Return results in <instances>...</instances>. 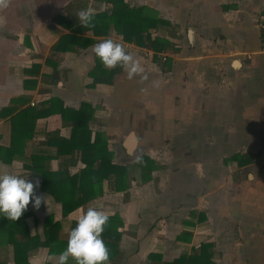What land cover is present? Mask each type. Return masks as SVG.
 Returning <instances> with one entry per match:
<instances>
[{
  "label": "crops",
  "instance_id": "obj_1",
  "mask_svg": "<svg viewBox=\"0 0 264 264\" xmlns=\"http://www.w3.org/2000/svg\"><path fill=\"white\" fill-rule=\"evenodd\" d=\"M71 2L0 0V112L14 99L20 109L53 97L68 109L88 104L94 110L91 141L103 133L113 163L133 164L144 155L158 167L149 181L131 175L120 191L105 178L102 195L64 216L61 202L42 189L43 177L24 164L39 150L54 154L49 135L69 140L73 127L60 112L38 118L26 158L0 160V171L14 166L40 181L35 191L44 199L39 209L30 200L25 219L30 234L44 241L52 219L61 222L58 236L68 242L77 219L92 206L124 222L121 255L110 264H155L150 253L161 255L158 264H171L204 242L215 244L217 264H264V54L257 26L264 0H126L170 22L152 29L153 37L174 44L161 52L126 42L112 29L105 36L76 32L93 41L55 50L60 36L80 24L75 20L70 29L54 20L67 14ZM110 6L89 0L88 7L97 13ZM109 37L126 45L143 72L129 79L116 67L109 77L111 70L92 50ZM11 142L12 121L0 116V145ZM169 152L173 156L160 157ZM64 155L51 159V169L77 172L78 153ZM237 155L251 159L241 165ZM49 250L40 247L31 264L57 263L58 254ZM8 264H14L12 256Z\"/></svg>",
  "mask_w": 264,
  "mask_h": 264
},
{
  "label": "trees",
  "instance_id": "obj_2",
  "mask_svg": "<svg viewBox=\"0 0 264 264\" xmlns=\"http://www.w3.org/2000/svg\"><path fill=\"white\" fill-rule=\"evenodd\" d=\"M93 1L106 2L111 6L97 12L91 25L83 26L80 22L77 27L72 28L71 32L62 34L55 45V50L81 48L93 41L89 38L77 37L76 32L91 30L95 36H105L111 29L122 35L126 42L150 47L156 52L174 48V44L168 38L153 37L152 29L170 25L168 20L159 17L157 10L146 5L132 6L126 0ZM88 6L89 0H73L67 6V14L57 15L54 20L70 28L79 23L75 20L80 21L76 15H70V10L75 9L78 12ZM118 69L111 70L109 77H113ZM20 102V99H14L9 107L0 112V116H9L12 121L11 144L9 147L0 145V160L4 163H11L19 157L26 158L25 148L27 142L33 137L34 126L38 118L60 112L65 122L73 127V133L69 140L60 137L58 133L49 135L50 145L57 147L54 154L39 150L31 154L24 164V167L29 171L43 177L42 189L54 194V197L61 202L64 216L102 195L105 178H108L112 188L120 191L129 187L131 175L140 173L143 181H149L152 178L153 170L158 167L155 160L144 155L140 156L133 164L113 163L114 154L108 149V140L104 134L96 132L94 140L91 141L92 131L89 128V122L94 117V110L88 104H83L79 110H73L64 108L63 102L57 97H53L39 106H27L21 109L18 106H13L14 103ZM87 109L88 111H86ZM89 110H91L90 113ZM77 153L79 160L76 158L72 165H75L78 160L80 168L73 174L68 168L54 171L49 166L52 158H62L65 156L64 154H70L73 158ZM236 159L242 165L250 161L251 157L237 155ZM28 206L16 220H10L6 216L0 215V249L3 250L0 264H8L11 256L14 264H31L30 257L40 247H49L50 253L56 255L67 246L66 240L58 236L61 222H54L52 219L47 220L44 241H41L40 236L30 234L25 220L27 216L31 215ZM123 225L121 217L114 214L109 216L108 222L104 226L101 235L109 249L108 262L114 263L121 255L122 231L120 229ZM216 258L215 244L204 242L199 247H195L191 254H183L171 264H217ZM148 259L155 264L163 261L161 255L155 253H150ZM108 262L107 264H110ZM67 264H76V261L68 260Z\"/></svg>",
  "mask_w": 264,
  "mask_h": 264
},
{
  "label": "clouds",
  "instance_id": "obj_3",
  "mask_svg": "<svg viewBox=\"0 0 264 264\" xmlns=\"http://www.w3.org/2000/svg\"><path fill=\"white\" fill-rule=\"evenodd\" d=\"M95 15L92 7L76 13L83 26L91 25ZM92 50L106 68L120 67L127 71L129 79L143 72L139 60L119 40L106 38L94 44ZM28 177L29 173L18 171L14 166L0 171V215L16 220L27 209L30 200L33 207L39 209L44 198L35 189L39 188L40 181ZM108 219L109 216L98 207H87L70 230L67 246L58 254L57 264H67L69 257L76 264H107L109 249L101 234Z\"/></svg>",
  "mask_w": 264,
  "mask_h": 264
},
{
  "label": "built area",
  "instance_id": "obj_4",
  "mask_svg": "<svg viewBox=\"0 0 264 264\" xmlns=\"http://www.w3.org/2000/svg\"><path fill=\"white\" fill-rule=\"evenodd\" d=\"M257 26H258V28L260 30V34H261V52L264 54V12H263L261 18L258 20ZM152 53L153 52H151L150 54H152ZM154 53L156 54V52H154ZM161 57H162L163 61H165V60H167L168 54L162 53Z\"/></svg>",
  "mask_w": 264,
  "mask_h": 264
},
{
  "label": "rangeland",
  "instance_id": "obj_5",
  "mask_svg": "<svg viewBox=\"0 0 264 264\" xmlns=\"http://www.w3.org/2000/svg\"><path fill=\"white\" fill-rule=\"evenodd\" d=\"M177 153V150L174 151V155ZM173 156V153L172 152H169L168 154H164L163 156H160V157H171ZM127 199L129 198V195L128 197H126Z\"/></svg>",
  "mask_w": 264,
  "mask_h": 264
}]
</instances>
